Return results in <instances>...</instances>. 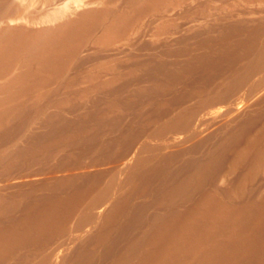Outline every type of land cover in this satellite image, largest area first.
<instances>
[{"label": "bare ground", "instance_id": "1", "mask_svg": "<svg viewBox=\"0 0 264 264\" xmlns=\"http://www.w3.org/2000/svg\"><path fill=\"white\" fill-rule=\"evenodd\" d=\"M0 264H264V0H0Z\"/></svg>", "mask_w": 264, "mask_h": 264}]
</instances>
